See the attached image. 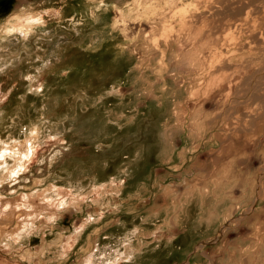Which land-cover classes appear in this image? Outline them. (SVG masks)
<instances>
[{"label": "rangeland", "instance_id": "1", "mask_svg": "<svg viewBox=\"0 0 264 264\" xmlns=\"http://www.w3.org/2000/svg\"><path fill=\"white\" fill-rule=\"evenodd\" d=\"M263 29L264 0L0 14V264H264Z\"/></svg>", "mask_w": 264, "mask_h": 264}, {"label": "bare ground", "instance_id": "2", "mask_svg": "<svg viewBox=\"0 0 264 264\" xmlns=\"http://www.w3.org/2000/svg\"><path fill=\"white\" fill-rule=\"evenodd\" d=\"M235 28H240L241 29L242 28V24L236 23L235 24ZM24 33H25L24 34L25 36L28 34V32H24ZM259 38L262 39V42L261 43H262L263 49H264V29H263V31H260ZM257 51H260L259 46H258V50ZM227 62H228V64H226V69H230L231 68V66H230L231 63H230V61H227ZM252 65H255L256 68L257 67L258 68L249 77V82L248 83L251 84L252 86L250 88L246 89V95L249 96V94H250V96H251V94H253L254 96H256L255 99L256 100H259L260 99L259 96H261L262 98L264 97V92H262V90L264 91V55L262 57H259L258 55L254 54L253 57L251 56V58L248 59V63L243 65V68L242 69L243 70L246 69V68L249 69ZM239 72H240V70L238 71V73ZM252 90H254L253 93H252Z\"/></svg>", "mask_w": 264, "mask_h": 264}, {"label": "trees", "instance_id": "3", "mask_svg": "<svg viewBox=\"0 0 264 264\" xmlns=\"http://www.w3.org/2000/svg\"><path fill=\"white\" fill-rule=\"evenodd\" d=\"M0 14L8 15L16 6L17 0H0Z\"/></svg>", "mask_w": 264, "mask_h": 264}]
</instances>
